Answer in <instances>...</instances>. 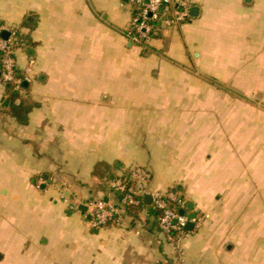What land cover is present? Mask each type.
Returning <instances> with one entry per match:
<instances>
[{
  "label": "crops",
  "instance_id": "0c3cea01",
  "mask_svg": "<svg viewBox=\"0 0 264 264\" xmlns=\"http://www.w3.org/2000/svg\"><path fill=\"white\" fill-rule=\"evenodd\" d=\"M187 1L142 50L133 0H0L25 78L14 106L0 78V264H264V0ZM136 166L203 216L181 251L151 204L92 229Z\"/></svg>",
  "mask_w": 264,
  "mask_h": 264
},
{
  "label": "built area",
  "instance_id": "2783aa9c",
  "mask_svg": "<svg viewBox=\"0 0 264 264\" xmlns=\"http://www.w3.org/2000/svg\"><path fill=\"white\" fill-rule=\"evenodd\" d=\"M136 11L127 31L128 39L145 50L162 28L179 26L191 19V6L187 0H133ZM3 32L9 33L5 39ZM21 39L17 31L0 28V54H3L0 78L2 83L14 84L20 89L21 81L16 78V48ZM127 178H122V176ZM121 178L111 183V194L121 195L128 205L140 206L146 197L151 196V206L159 213L158 227L166 240L181 251L182 240L190 233L189 224L196 227L201 224V217L188 209V201L180 189L174 187L165 191L150 192L151 172L143 166L129 169ZM110 198V197H109ZM90 225L93 230L100 231L123 222V205L116 200L92 201L89 205ZM185 213L182 214L181 211Z\"/></svg>",
  "mask_w": 264,
  "mask_h": 264
},
{
  "label": "trees",
  "instance_id": "16d2710c",
  "mask_svg": "<svg viewBox=\"0 0 264 264\" xmlns=\"http://www.w3.org/2000/svg\"><path fill=\"white\" fill-rule=\"evenodd\" d=\"M2 60H3V54H0V72L2 69ZM16 78L21 81L20 89H17L16 86L12 83L11 84H5L6 95L8 96L7 104H9L10 106H14L15 102L19 98L20 90H22L24 88L25 78L23 76L19 75L17 70H16ZM121 176H115V180H117L118 178H121ZM122 178H127V176L124 175V176H122ZM106 179L108 181H110L109 176H106ZM121 197H122L121 195H118L117 193L115 194V200L118 203L122 204L123 208L125 209V212L133 218H138L140 216V214H142L143 211L148 208L145 201H143V204L140 206H133V205L126 204L123 197L122 198ZM149 209L151 211V214L154 216L155 224H156L157 228L159 229L158 218L160 216V213L152 206L149 207Z\"/></svg>",
  "mask_w": 264,
  "mask_h": 264
},
{
  "label": "water",
  "instance_id": "95a60500",
  "mask_svg": "<svg viewBox=\"0 0 264 264\" xmlns=\"http://www.w3.org/2000/svg\"><path fill=\"white\" fill-rule=\"evenodd\" d=\"M197 12H198V9H197V8H192V10H191V15H192V17L197 16ZM2 36H3L5 39H8L10 35H9L8 32H3ZM121 198H122V197H121ZM106 201H107V199H106ZM145 202H146L147 205H150L151 202H152V198H151V196L146 197ZM80 209L83 210V211H86V212H87V210H88L87 207H84V206H81ZM188 209H189L190 211H194V209H195L194 204H193V203H189V204H188ZM181 213L184 214L185 211L182 210ZM198 215H199V214H198ZM90 219H91V217H90ZM187 230H188L189 232H194V230H195V226H194L193 224H189V225L187 226Z\"/></svg>",
  "mask_w": 264,
  "mask_h": 264
},
{
  "label": "rangeland",
  "instance_id": "374dc122",
  "mask_svg": "<svg viewBox=\"0 0 264 264\" xmlns=\"http://www.w3.org/2000/svg\"><path fill=\"white\" fill-rule=\"evenodd\" d=\"M143 167H144V166H143ZM40 181H41V182L39 183V185L41 186V185H42L41 183L43 182V179H40ZM200 217H201V223H202V222H203V216H200ZM200 225H201V224H200ZM260 243H261V241H260Z\"/></svg>",
  "mask_w": 264,
  "mask_h": 264
}]
</instances>
